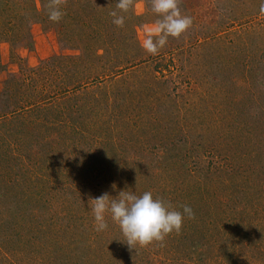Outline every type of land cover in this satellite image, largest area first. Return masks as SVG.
Here are the masks:
<instances>
[{
  "label": "rangeland",
  "instance_id": "1",
  "mask_svg": "<svg viewBox=\"0 0 264 264\" xmlns=\"http://www.w3.org/2000/svg\"><path fill=\"white\" fill-rule=\"evenodd\" d=\"M48 2L0 0V264H264L259 0H179L192 25L156 55L151 0L122 28L116 0ZM121 190L194 216L130 248L87 207Z\"/></svg>",
  "mask_w": 264,
  "mask_h": 264
},
{
  "label": "clouds",
  "instance_id": "2",
  "mask_svg": "<svg viewBox=\"0 0 264 264\" xmlns=\"http://www.w3.org/2000/svg\"><path fill=\"white\" fill-rule=\"evenodd\" d=\"M61 5L62 0H49L47 11L50 21L58 23L65 15ZM130 8H133V0H116L115 10L109 13L112 24L122 28ZM135 8L141 10L143 5H135ZM151 11L158 20L143 28L141 46L147 53L156 55L166 45L168 37L178 38L192 25V18L181 13L179 0H151ZM259 11L264 13V0H259ZM87 207L93 217L95 231L107 230L110 217L124 237L120 241L126 242L130 248L147 246L153 241L163 242L170 233L181 231L185 217L191 219L194 216L190 206L184 205L182 211H178L170 203L155 198L150 191L141 195L124 190L116 196L103 193L90 198Z\"/></svg>",
  "mask_w": 264,
  "mask_h": 264
},
{
  "label": "crops",
  "instance_id": "3",
  "mask_svg": "<svg viewBox=\"0 0 264 264\" xmlns=\"http://www.w3.org/2000/svg\"><path fill=\"white\" fill-rule=\"evenodd\" d=\"M93 5V4H92ZM108 21H112V19L111 20H108Z\"/></svg>",
  "mask_w": 264,
  "mask_h": 264
}]
</instances>
